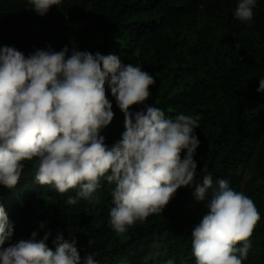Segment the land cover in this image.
Listing matches in <instances>:
<instances>
[{
	"label": "trees",
	"instance_id": "1",
	"mask_svg": "<svg viewBox=\"0 0 264 264\" xmlns=\"http://www.w3.org/2000/svg\"><path fill=\"white\" fill-rule=\"evenodd\" d=\"M236 7L237 0H61L40 16L29 0H0V46L25 56L49 45L67 46L69 55L72 49L117 55L155 80L150 97L131 111L151 105L166 117L199 116L200 141L192 188L178 189L161 214L119 235L110 226L114 205L106 180L94 202L68 205L76 189L61 194L40 186L35 158L24 162L14 188L0 185V206L14 228L4 247L50 232L48 247L55 251L53 240L62 234L75 241L82 264L88 254L97 264H195L191 231L211 190L201 202L193 192L211 174L213 188L226 179L254 201L261 219L242 264H264V92L257 91L264 79V0H257L251 22L235 19ZM106 95L114 118L100 134L111 146L124 131V116L107 85Z\"/></svg>",
	"mask_w": 264,
	"mask_h": 264
},
{
	"label": "clouds",
	"instance_id": "2",
	"mask_svg": "<svg viewBox=\"0 0 264 264\" xmlns=\"http://www.w3.org/2000/svg\"><path fill=\"white\" fill-rule=\"evenodd\" d=\"M256 2L237 0L234 18L251 22ZM60 3L29 0L40 16ZM154 83L151 74L114 54L72 49L69 55L67 46L55 51L49 45L25 56L15 47L0 46V185L14 188L24 162L35 158L36 183L61 194L77 190L68 205L94 202L106 180L114 205L110 226L118 235L161 214L177 190L191 187L197 176L199 116L166 117L151 105L131 111L150 97ZM106 85L124 116V131L111 146L100 134L114 118ZM257 91L264 92V79ZM210 190L207 211L191 231L195 264H242L259 210L226 179L213 188L211 174L195 184V200L204 201ZM13 233L0 206V264H82L75 241L62 234L53 240V251L47 244L50 232L40 239L33 232L30 239L4 247ZM83 264H97L94 254L86 255Z\"/></svg>",
	"mask_w": 264,
	"mask_h": 264
}]
</instances>
